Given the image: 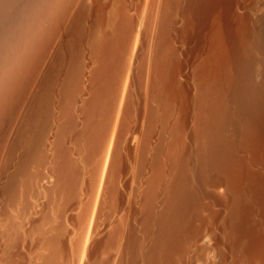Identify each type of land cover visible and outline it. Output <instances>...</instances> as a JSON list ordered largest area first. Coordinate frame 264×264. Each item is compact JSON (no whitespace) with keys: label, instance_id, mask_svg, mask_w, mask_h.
Listing matches in <instances>:
<instances>
[{"label":"bare ground","instance_id":"bare-ground-1","mask_svg":"<svg viewBox=\"0 0 264 264\" xmlns=\"http://www.w3.org/2000/svg\"><path fill=\"white\" fill-rule=\"evenodd\" d=\"M234 261L264 264V17L0 0V264Z\"/></svg>","mask_w":264,"mask_h":264},{"label":"rangeland","instance_id":"rangeland-1","mask_svg":"<svg viewBox=\"0 0 264 264\" xmlns=\"http://www.w3.org/2000/svg\"><path fill=\"white\" fill-rule=\"evenodd\" d=\"M263 17H264V0H242V26H250L251 24H255L258 20H260ZM247 199L248 198L243 194H234L233 201H230L226 204L213 200L211 221L215 222L217 215L221 214V219L219 220V223H221V225L222 224L225 225V223H228L229 225L235 227L237 224H239L242 221L243 207L244 204L248 201ZM217 232L223 237L224 236L226 237V234L223 235L224 232L222 231H217ZM234 245L235 246L237 245L235 240L231 242V246L233 248L234 253L242 249V245L236 247ZM228 251L230 250L228 249ZM210 254L213 256V252ZM208 255L207 254L200 255V257L202 258L200 263H203L205 260H207L209 256L211 257V255L209 256ZM234 264L237 263L234 261Z\"/></svg>","mask_w":264,"mask_h":264}]
</instances>
